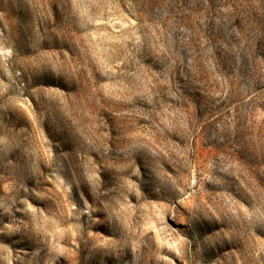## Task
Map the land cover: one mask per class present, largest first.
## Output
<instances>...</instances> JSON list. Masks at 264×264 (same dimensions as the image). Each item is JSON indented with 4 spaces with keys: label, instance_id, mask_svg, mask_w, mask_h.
<instances>
[{
    "label": "rangeland",
    "instance_id": "1",
    "mask_svg": "<svg viewBox=\"0 0 264 264\" xmlns=\"http://www.w3.org/2000/svg\"><path fill=\"white\" fill-rule=\"evenodd\" d=\"M0 264H264V0H0Z\"/></svg>",
    "mask_w": 264,
    "mask_h": 264
}]
</instances>
